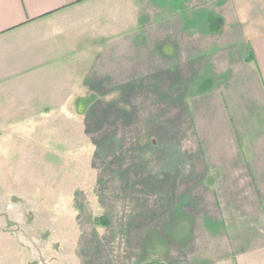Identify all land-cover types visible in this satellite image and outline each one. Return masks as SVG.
I'll return each instance as SVG.
<instances>
[{
	"label": "rangeland",
	"instance_id": "rangeland-1",
	"mask_svg": "<svg viewBox=\"0 0 264 264\" xmlns=\"http://www.w3.org/2000/svg\"><path fill=\"white\" fill-rule=\"evenodd\" d=\"M160 1L81 8L80 58L1 90L0 264H197L178 250L199 245L198 228L173 202L188 171L176 161L196 150V89L172 81L187 76L172 60L157 61Z\"/></svg>",
	"mask_w": 264,
	"mask_h": 264
},
{
	"label": "crops",
	"instance_id": "crops-1",
	"mask_svg": "<svg viewBox=\"0 0 264 264\" xmlns=\"http://www.w3.org/2000/svg\"><path fill=\"white\" fill-rule=\"evenodd\" d=\"M95 1L0 0V94L39 68L80 58V9ZM182 3L172 10L160 1L156 42L158 63L187 72L172 81L196 89V150L176 161L188 171L173 202L175 217L198 228L199 245L178 252L197 264H264V0Z\"/></svg>",
	"mask_w": 264,
	"mask_h": 264
},
{
	"label": "trees",
	"instance_id": "trees-1",
	"mask_svg": "<svg viewBox=\"0 0 264 264\" xmlns=\"http://www.w3.org/2000/svg\"><path fill=\"white\" fill-rule=\"evenodd\" d=\"M96 223H102V224H107L106 220L104 219V217H98L95 221ZM146 264H168L167 262H150V263H146Z\"/></svg>",
	"mask_w": 264,
	"mask_h": 264
}]
</instances>
